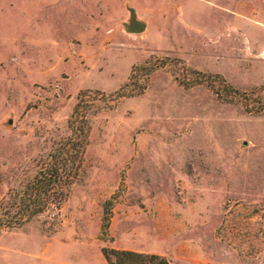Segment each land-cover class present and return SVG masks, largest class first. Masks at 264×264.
Here are the masks:
<instances>
[{
  "label": "rangeland",
  "instance_id": "374dc122",
  "mask_svg": "<svg viewBox=\"0 0 264 264\" xmlns=\"http://www.w3.org/2000/svg\"><path fill=\"white\" fill-rule=\"evenodd\" d=\"M57 3L0 0V212L80 97L89 145L61 208L2 231L0 264H264V0H87L79 34Z\"/></svg>",
  "mask_w": 264,
  "mask_h": 264
},
{
  "label": "trees",
  "instance_id": "16d2710c",
  "mask_svg": "<svg viewBox=\"0 0 264 264\" xmlns=\"http://www.w3.org/2000/svg\"><path fill=\"white\" fill-rule=\"evenodd\" d=\"M144 69L150 72L152 68L145 66ZM198 81L205 79L198 77L187 85ZM223 83L224 91L237 93L227 82ZM88 111L87 100L80 97L69 120L70 136L43 161L37 173L5 201L0 212V234L5 229L26 225L52 207L61 208L68 200L75 176L83 163V154L89 145ZM103 254L108 264H171L158 254L133 250L103 248Z\"/></svg>",
  "mask_w": 264,
  "mask_h": 264
},
{
  "label": "crops",
  "instance_id": "0c3cea01",
  "mask_svg": "<svg viewBox=\"0 0 264 264\" xmlns=\"http://www.w3.org/2000/svg\"><path fill=\"white\" fill-rule=\"evenodd\" d=\"M87 2V0H84ZM96 0H89V2H93ZM86 2L83 3V0H58L57 5L58 11L61 14L60 15V21L64 30V33L66 34H79L81 33L80 24L81 18L78 14L79 12L76 11L74 8L73 10L69 9V6H77V7H84ZM72 4V5H71ZM91 4V3H88ZM87 4V5H88Z\"/></svg>",
  "mask_w": 264,
  "mask_h": 264
},
{
  "label": "water",
  "instance_id": "95a60500",
  "mask_svg": "<svg viewBox=\"0 0 264 264\" xmlns=\"http://www.w3.org/2000/svg\"><path fill=\"white\" fill-rule=\"evenodd\" d=\"M129 29L132 33H141L145 30V26L139 23L135 13L131 16Z\"/></svg>",
  "mask_w": 264,
  "mask_h": 264
}]
</instances>
